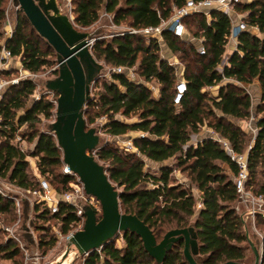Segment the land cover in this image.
I'll list each match as a JSON object with an SVG mask.
<instances>
[{
    "label": "trees",
    "instance_id": "obj_1",
    "mask_svg": "<svg viewBox=\"0 0 264 264\" xmlns=\"http://www.w3.org/2000/svg\"><path fill=\"white\" fill-rule=\"evenodd\" d=\"M6 1L0 0V46ZM185 1L70 0V3L74 25L79 28L90 27L99 19L101 12H106L111 14L113 24L125 23L128 27L140 29L157 26L161 20L169 18L172 7H181ZM236 11L244 13L246 25L258 28L261 38L249 31L240 32L236 51L228 57L221 72L217 67L221 64L230 28L229 18L225 14L212 10L209 20L201 13L185 18L184 24L189 33L202 38L205 47L203 55L197 53L192 43L175 37L168 30L162 32L167 48L172 53H179L181 76L186 83V90L178 105L172 102L175 68L160 58L159 45L154 39L146 40L138 34L116 35L109 41L96 40L91 48L97 59L114 67H132L136 64L137 72L144 81H155L159 85V96L154 97L145 84L115 73L112 82L94 83L90 99L84 106L83 117L87 127L104 117L101 129L112 137L129 131L145 134L132 139L138 153L125 152L110 143H105L96 151L97 161L107 164V176L119 189L121 211L133 214L144 222L157 242L169 230L192 226L197 236L200 264H223L228 261L253 264L250 244L258 250L261 247L260 264H264V239L260 240L251 233L250 226L234 208L238 195L231 175L237 173L236 164L209 137H203L196 145L189 143L191 137L206 126L228 140L235 152H246L248 134L228 118H249L250 96L244 88L223 81L231 79L250 83L257 78L261 87L255 109L258 130L247 151L246 185L255 194L264 193V0L239 4ZM14 15L12 34L5 41V47L11 55L20 58L22 69L38 73L51 64L48 57L53 49L37 35L20 11ZM9 70H6V76ZM214 86H218L215 96L204 90ZM34 89L33 81L26 78L7 86L3 92L0 100V178L21 188L37 187L26 160L28 154L13 142L16 136H20L33 142L29 155L37 158L35 165L38 173L44 177L51 176V181L58 184L54 188L63 192L68 189L73 176L55 172L62 166L61 151L52 133L39 131L36 127L40 116H52L54 104L41 97L27 106ZM117 115H136L137 120L124 122ZM23 125L26 131L18 135L17 131ZM145 159L158 163V170H144ZM169 159H173L174 167L163 164ZM173 169L186 172L190 184L200 194L199 208L196 209V198L191 188L174 181ZM51 181H48L50 185ZM95 212L99 218L100 211ZM0 214L5 225L13 224L16 220L13 201L1 195ZM27 219L36 234V247L41 251V248L51 247L56 242L54 235L49 234L51 222L59 224L60 232L66 235L78 217L71 206L60 205L57 213L50 214L40 204L35 203L30 207L23 202L22 221L26 222ZM255 228L264 230V218L260 215L255 217ZM48 234L49 239H44ZM0 236V258L12 261L21 259L18 245L6 239L2 230ZM23 237L33 241L29 233H23ZM122 242V247L110 241L88 253L84 256L83 264H187L182 253V241L173 244L161 263L147 254L140 238L134 233L126 231Z\"/></svg>",
    "mask_w": 264,
    "mask_h": 264
},
{
    "label": "water",
    "instance_id": "obj_2",
    "mask_svg": "<svg viewBox=\"0 0 264 264\" xmlns=\"http://www.w3.org/2000/svg\"><path fill=\"white\" fill-rule=\"evenodd\" d=\"M13 2L17 11L25 16L37 35L55 53L57 69L53 70L57 75L45 81V88L57 94L55 119L50 130L61 151L63 165L78 178L84 192L94 197L100 206L99 218L93 208H85L82 228L65 239L64 248L56 257L43 264H73L76 257L100 249L108 242L115 241L119 234L123 236L126 231L140 238L144 250L157 263L164 260L174 243L182 241V253L187 264H200L194 228L188 226L169 230L157 242L144 222L133 214L121 211L120 192L92 153L100 138L96 128L86 126L83 112L90 99L92 84L102 68L91 53L93 44L89 45V42L94 37L88 32L77 30L73 19L60 9L57 0ZM27 230L28 223L24 222L22 232ZM30 235L33 241L27 244L31 257L29 264H42L32 230ZM250 247L254 255L253 264H260L258 249L253 244ZM223 264L243 263L228 261Z\"/></svg>",
    "mask_w": 264,
    "mask_h": 264
},
{
    "label": "built area",
    "instance_id": "obj_3",
    "mask_svg": "<svg viewBox=\"0 0 264 264\" xmlns=\"http://www.w3.org/2000/svg\"><path fill=\"white\" fill-rule=\"evenodd\" d=\"M58 1V0H57ZM251 0H186L185 3L181 7H172L171 15L166 20H161L157 26H148L140 29L126 27L125 29L118 32L117 35L124 34H138L143 36L146 40L154 39L158 44L163 42L162 32L164 30L170 31L175 37L180 39H184L189 43L195 45L196 51L199 55L205 54V47L203 45L202 38H197L192 36L189 31L186 29L184 20L185 18L201 13L205 15L206 19H210V11H218L225 14L230 21L229 33L226 38V42L224 44V50L221 56V62L225 60V64L227 63L228 57L232 55L236 51L237 46V36L242 31H249L254 36L261 38V33L259 32L257 27L248 26L243 21L244 14H239L236 11V6L239 4H244L250 2ZM60 2L64 3V9L67 10L66 13L71 18V3L70 0H60ZM65 10V11H66ZM103 16L112 17L111 15L104 13ZM10 22L6 21L8 25ZM13 28V27H12ZM9 37L12 34V29H10ZM98 38H93L89 45H92L93 42ZM14 59L20 61V58L17 56L11 55L10 51L5 47V40L1 42L0 46V100L3 96V92L6 90V87L12 84H16L19 80L26 78L27 76L33 77L34 73H30L22 67L18 69L20 73L19 78L6 79V70H9L11 64ZM221 69L217 68L219 72ZM124 74L128 79L135 80L134 78V66L125 67V66H116L109 69L105 74L100 75L105 78L112 77L113 74ZM141 82V81H139ZM143 83V82H141ZM149 90H152L153 87L148 86L147 82H144ZM186 90V83L184 78L181 76L177 79L174 88H173V96L172 102L175 105L180 103L182 95ZM34 91V90H33ZM33 93V92H32ZM1 128V127H0ZM247 134L249 136V141L247 144L246 152L237 153L233 150L228 140L220 137L218 134L210 130L209 138L216 141L221 149L226 153V155L233 161L237 166V173L231 175V179L235 188V191L238 195V201L236 202L234 208L236 212L240 215L244 222L247 219L250 220V224L252 229L257 232L255 228V217L256 215H260L264 218V193H253L246 185L248 180V168H247V151L250 149L256 133V118L252 115L249 117V122L246 125ZM145 134L140 133L138 137H143ZM119 136H113V138L118 139ZM192 141L191 145H196L201 142V139L198 136L193 135L190 139ZM16 144L19 142H24V140L20 136H16L14 139ZM119 148L125 152H133L138 153L137 148L133 145L132 140H123L119 142ZM22 150V149H21ZM23 151V150H22ZM37 159V158H35ZM33 175L37 181V187L34 189H26L18 187L8 181H5L0 178V195L8 200L13 201L15 206L16 220L12 225H5L2 223V215L0 214V230L6 233V239L13 240L19 247V249L23 252L25 260L30 261L31 257L29 254V249L24 242L22 227L24 222L22 221V208L23 202H26L30 207L35 203L40 204L41 206L47 208L50 214H55L59 211L60 205L71 206L74 208L75 215L78 217V220L70 225V231L65 235L67 238L72 233L77 230H80L84 223V211L86 207H91L95 211H100V206L98 201L92 197L87 195L82 187L77 183L70 182L68 184V189L59 192L55 188H53L47 179L44 176H41L36 168L35 161L32 166ZM65 173L70 174L65 167ZM242 204L244 206V210L240 211L239 206ZM200 207V203H198V208ZM28 230L24 233H29L30 230L33 229L30 226L29 220L27 219ZM54 229V227H52ZM34 232V231H33ZM56 235L62 236L60 231H55ZM259 235V239H264V234L257 233ZM261 248V247H260ZM261 250V249H260ZM27 263V262H26Z\"/></svg>",
    "mask_w": 264,
    "mask_h": 264
},
{
    "label": "rangeland",
    "instance_id": "obj_4",
    "mask_svg": "<svg viewBox=\"0 0 264 264\" xmlns=\"http://www.w3.org/2000/svg\"><path fill=\"white\" fill-rule=\"evenodd\" d=\"M61 4L64 6L63 2H61ZM5 7H6V17H5V21L4 22L10 21L11 23H13L14 22V16H15L14 14L17 11V6L14 4L13 0H7L6 4H5ZM65 10L66 9H64V12H67V10L66 11ZM100 14L101 15L99 16V19L93 25H91L90 27H88V28H79V27L75 26L76 29L79 30V31H84V32L90 33L94 38H98L96 40L109 41L112 37L116 36L118 34V32H120L121 30H123L126 27H128L125 23H121L120 25H115V24L112 23V17L109 18L107 16H103L102 12ZM241 14H244V13H241ZM109 15H111V14H109ZM4 22H3V25H2V28H1L2 32H3V28H4ZM158 45H159V52L158 53H159L160 58L164 59L165 61H167V63H169L170 65H172L175 68L176 81H177V79L179 77H181V68H182V65H181L180 60H179V53H172L167 48L164 40H163L162 43H160ZM53 53H54V51H53ZM53 53L48 57V59L51 61V64L49 66H46L44 69H42L38 73H34L33 77H29V76L26 77L27 79L32 80L33 83L35 84V89H34L33 93L28 98L27 106H29L32 102L40 99L41 97L50 100L54 104V109L52 110V116H50L49 118H44V117L40 116V121L36 124V127H37V129L39 131L50 132V133H52L51 130H50V124L55 119V101H56V98H57V94L54 93V92L48 91L45 88V81L47 79L54 78L57 75L56 71L53 70V69H57L56 60H55V53L54 54ZM91 53H92V50H91ZM92 55H93V53H92ZM93 57L95 58V60L98 63H100L102 65V68H101V70H100V72L98 74V78H97V80L95 82H98V84H100L102 81L112 82L113 81L112 77L105 78V77L100 76V75L105 74L109 69H112V67H114V66H112L110 64H107L102 59H97L94 55H93ZM224 65H225V60L222 61L221 64L217 67L219 69V71L221 69V66L223 67ZM9 71L10 72H9L8 76H6V79H12V78H19L20 77V73H19L18 70L11 69ZM26 78H23V79H26ZM134 78L137 81H141L143 83L146 82L139 76V74L137 72V65L136 64L134 65ZM224 82L225 81H223V83ZM94 83L92 84V86L94 85ZM147 85L153 87V89L150 90V92H151V94L154 97L159 96V85H158L157 82L148 81ZM217 87L218 86L206 87L204 90L207 91L210 95L215 96L217 94ZM19 113H21V111ZM116 117L119 120L124 121V122H132V121H136L137 120V116L136 115H133V116H130V117H123V116L117 115ZM103 124H104V117H101V118L96 119L94 124L88 125V127L96 128V130L98 131V134H99V138H100L98 146L92 152L96 159H97L96 151L101 146H103L105 143H110V144H113V145L119 147L118 146L119 142H121L123 140L125 141V140H128V139L132 140V139L138 137V135L140 134V132H138V131H129V132H127L124 135H120L118 137V139L117 138H113L112 136H110V135H108V134L103 132V130L101 129ZM210 130H211L210 128H208L206 126H203V127H201L200 131L197 134H195V135L198 136V138L202 139L203 137H208V135L210 134ZM25 131H26V126L23 125V126H21L18 129L17 134L19 135V134H21V133H23ZM191 142L192 141H190L189 143H191ZM14 143H16V142H14ZM16 145L20 149H22L26 154H28V156L26 157V160L28 161L30 172L31 171L33 172L32 166H33L34 161L36 163V159H35V157L29 155V153L31 152V150L33 148V142H29V141H27L24 138V142H21V143L18 142ZM98 162L100 164H102L104 166V168L107 166V164L102 162L101 160H98ZM163 164L174 167L173 166V164H174L173 159H169V160L165 161ZM223 167L227 170L226 165H223ZM158 168H159V164L158 163L148 164V160L145 159L144 170L157 171ZM55 172L56 173L57 172L65 173V166L63 165V163H62V166L58 167L55 170ZM70 175H72V174H70ZM72 176H73L72 182L77 183L78 185L81 186L78 178L76 176H74V175H72ZM172 177H173V179H174V181L176 183L182 184L184 186H189L191 188V191H192L193 195L196 198V209H197L198 208V200H199V195L200 194H199L198 190L192 184H190V181H189V179L187 177L186 172H182L179 169H173ZM46 178H47L48 181L52 180L51 176L46 177ZM51 186L54 188V187L58 186V184L56 182H54V181H51ZM238 206H239L240 211L241 210L243 211L245 209L242 204H240ZM246 223L248 224V226H250L251 233H254L256 235L255 236L256 238H259V235L257 233L264 234V230H262V228L256 229L257 232H255L252 229V227H251L249 219L246 220ZM6 225H12V224H6ZM52 227H54V229ZM59 228H60L59 224H55V222H51L49 234L52 233L54 235V237L56 239V242L51 247H47V248L43 247V248L40 249L41 251L38 250L39 253L41 254V257H42L41 258V263L42 264L43 263H47L48 261H51L64 248L65 239H66L65 234H62V236H58V235L55 234L56 233L55 231H60ZM36 233H38V232H36ZM34 234H35V232H34ZM49 234L47 236L43 237V238L44 239H49V236H50ZM5 236H6V233H5ZM25 238H27V237H23L24 240H25ZM0 240H2L1 236H0ZM29 241L30 240L28 238L24 242L27 245L29 243ZM114 242H115V244L118 247H122L123 246L121 234H119L115 238ZM21 254H22L21 259L18 258V260H15V261L5 260V259L0 258V264H29V261L25 260V257H24V254H23L22 251H21ZM247 255L249 256V258H251V255H250L249 251H247ZM83 260H84V256H78V257L75 258L73 264H83Z\"/></svg>",
    "mask_w": 264,
    "mask_h": 264
},
{
    "label": "crops",
    "instance_id": "obj_5",
    "mask_svg": "<svg viewBox=\"0 0 264 264\" xmlns=\"http://www.w3.org/2000/svg\"><path fill=\"white\" fill-rule=\"evenodd\" d=\"M57 4L60 7V9L64 12V6L61 4L60 0L57 1ZM104 13H106V12H102V15H104ZM71 16H72V13H71ZM12 27H13V23L10 22L7 25L6 22H4L2 41L6 40L9 37L10 31H11L10 29H12ZM20 67H21V62L17 59H14L13 63L11 64L10 69L18 70ZM225 82H232V83H234V84L238 85L239 87H242L246 90V92L249 94L250 100H251V115L255 117V109H256V106L259 102L260 95H261V87H260V84L258 82V79L254 78L250 83H240V82H236V81L231 80V79L225 80ZM228 119H229V121H231L235 125L239 126L245 133H247L246 125L249 122V118H247V119L228 118ZM152 163L153 162L148 161V164H152ZM258 251H259V253L261 252L260 248Z\"/></svg>",
    "mask_w": 264,
    "mask_h": 264
}]
</instances>
